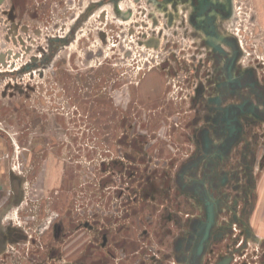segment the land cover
Masks as SVG:
<instances>
[{
  "label": "rangeland",
  "instance_id": "obj_1",
  "mask_svg": "<svg viewBox=\"0 0 264 264\" xmlns=\"http://www.w3.org/2000/svg\"><path fill=\"white\" fill-rule=\"evenodd\" d=\"M217 38L152 0H0V264H264V0ZM98 8L78 26L92 5Z\"/></svg>",
  "mask_w": 264,
  "mask_h": 264
},
{
  "label": "flooded vegetation",
  "instance_id": "obj_2",
  "mask_svg": "<svg viewBox=\"0 0 264 264\" xmlns=\"http://www.w3.org/2000/svg\"><path fill=\"white\" fill-rule=\"evenodd\" d=\"M152 1L165 8L173 9L174 11L178 10L179 8L183 6L184 7L189 6L191 11L187 19L189 20L190 24L195 29L203 33L205 36L210 37V38L218 37L215 31L213 30V27L215 23L217 22V16L226 17L228 13L225 5L222 2H218L216 0H152ZM107 2H109V0H107ZM52 39H56V38H52ZM62 47H65V46H58L55 43L49 42L48 52H44V55L42 56L41 60L35 59V61L29 63L30 65H37L35 68H32L27 73H23V74L18 73L15 77L6 76V74L13 73V72H20V70L24 66L20 68L19 70L4 71V72L2 71L0 72V74H4L5 76L0 77V79H4V78L15 79L18 76L29 74L49 64L55 57L57 51ZM6 195L7 194L5 190L0 189V206L6 200Z\"/></svg>",
  "mask_w": 264,
  "mask_h": 264
},
{
  "label": "water",
  "instance_id": "obj_3",
  "mask_svg": "<svg viewBox=\"0 0 264 264\" xmlns=\"http://www.w3.org/2000/svg\"><path fill=\"white\" fill-rule=\"evenodd\" d=\"M111 1L112 3V6H113V13L115 14L116 17H120L122 20L126 21V20H129V18L131 17V13L130 11H128L127 13H121L119 11V8H118V1L119 0H109ZM98 8V4H92L85 12V14L81 17L80 21L77 23V26L85 21L93 12L94 10H96ZM50 43H55L57 44L58 46H66L68 45V41L63 39V38H56V39H51L49 41ZM35 61V59L32 60V62ZM37 65H27V66H24L20 72H13V73H9V74H6V76H11V77H15L18 73H27L29 72L32 68H35ZM5 75L4 74H0V77H4Z\"/></svg>",
  "mask_w": 264,
  "mask_h": 264
}]
</instances>
